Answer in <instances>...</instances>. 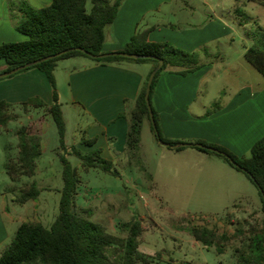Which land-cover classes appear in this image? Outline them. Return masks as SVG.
Returning <instances> with one entry per match:
<instances>
[{"label":"rangeland","instance_id":"obj_1","mask_svg":"<svg viewBox=\"0 0 264 264\" xmlns=\"http://www.w3.org/2000/svg\"><path fill=\"white\" fill-rule=\"evenodd\" d=\"M136 1L133 2L137 7L130 13V21L128 20L131 27H145L155 22L153 24H157V27L173 26L181 31H188L190 27L202 28L216 22V27H229L232 30L230 36H221L217 41L206 44V49L201 47L195 50L196 55L200 57L210 51V56L205 59L209 63L216 62L213 71L200 81V97L197 95L198 101L193 105V114L203 115L206 112L200 103L203 99L210 106L207 115L211 114L210 117L195 118L194 128L201 131V138L195 140L220 144L216 142L221 137L218 130L220 123L211 116L223 110L225 104L233 99L242 86L249 88L248 100L251 99L252 93L256 94L253 102L255 109L252 112L254 115L251 122L247 123V133L251 135L253 131L263 129L264 77L248 64L244 51L245 46L252 44L251 33L259 28L264 30V5L245 0L246 3L239 5L237 13L238 7L234 0H169L172 3L170 6H163L162 11L158 13L150 12L144 20H140L143 9L140 4L153 7L160 0ZM13 2L15 1L10 0L7 3L9 13L13 11ZM86 8L88 12L91 10L92 0H87ZM15 12L9 19V24L13 27H16L21 18L18 10ZM169 44L184 53H190L188 47ZM85 59L89 61V58ZM71 62L72 60L65 59L57 63L66 69ZM63 99L69 129L65 145L71 148L77 143L72 134L73 128L83 114L78 111L79 106L74 107L66 101L65 95ZM256 99L259 100L258 103ZM131 110L126 112L127 115ZM11 112L17 114L18 119L10 122L7 129L0 133V203L8 206L7 222L11 237L0 256L23 222L37 220L47 228L52 226L59 214L63 189L60 157L64 155V149L59 141L57 126L46 109L29 107L25 111L20 104H14ZM23 126H28L33 132L41 135L43 155L38 160L36 175L32 178L23 177L15 184L7 175L5 165L9 157L17 159L16 132ZM161 133L167 138L163 131ZM260 136L259 140L264 133ZM173 141L184 142L185 139ZM238 152L239 158H248L251 155V152L246 153L245 149ZM138 154L141 157L140 163L137 159L131 160L123 155L112 161L120 177L100 169L84 168L75 156H66L78 170L80 186L77 205L91 212L89 219L104 225L115 235H122L118 229L119 223L136 219L147 229L145 235L154 248L161 250L168 247L178 259L188 254V260L194 262L205 263L206 259L212 257L213 263L210 260L208 264H234L235 250L242 246L250 229L262 225V202L255 184L244 172L233 168L216 154H205L194 149L176 151L162 146L156 140L148 122H144L142 127ZM33 182H36L40 189L38 199L24 205L14 204L12 199L19 191L13 188L24 187ZM11 218L13 220H10ZM189 225L205 226L217 230L219 234L226 233L230 236L236 235L238 229H241L245 231V235L230 241L226 245L227 252L220 256L216 249L208 251L198 248L194 251L190 244L192 237L186 231ZM173 237L178 239L177 244H182L181 249L177 248Z\"/></svg>","mask_w":264,"mask_h":264},{"label":"trees","instance_id":"obj_2","mask_svg":"<svg viewBox=\"0 0 264 264\" xmlns=\"http://www.w3.org/2000/svg\"><path fill=\"white\" fill-rule=\"evenodd\" d=\"M123 1L92 0V8L89 12L86 8L87 0H53L49 6L41 9L33 8L27 2L20 1L17 10L21 18L16 24V29L27 39L0 45V59H4L7 64V68L3 72L72 48L85 49L91 55L103 54L106 27L115 21ZM234 1L238 7L236 12L239 13V5H241L242 0ZM248 1L259 2L264 5V0ZM149 32L150 29H147L135 34L126 49L121 52L150 55L164 61L162 68L154 77L150 102L161 139L167 143L179 144V141L163 137L152 98L157 80L168 68L172 62L171 59L182 58L185 55L169 44L148 41ZM250 36L252 44L245 53V59L264 77V30L259 28ZM74 57L89 58L101 64L150 63L154 69L159 64V61L155 59L134 60L123 57L93 59L80 51H72L18 73L39 69L46 74L52 88L50 105L40 98H31L20 103V105L25 111L29 107L45 108L56 124L59 141L62 149H64V155L60 157L63 167V189L59 203V214L52 226L47 228L37 220L23 222L16 230L9 246L2 252L0 264H147L151 259L139 251V245L145 231L141 221L132 219L128 222L119 223L118 229L122 235H115L110 233L104 225L91 221L89 219L91 212L77 205L80 178L77 168H74L66 158L67 155H73L79 159L84 168L100 169L105 173L119 177L120 173L112 161L102 156L101 149L84 152L76 147L67 148L65 145L66 122L59 100L54 71L58 61ZM187 73V71L181 72L182 75ZM149 76L143 82L134 108L128 115L127 113L120 115V117L127 118L129 124L126 140L127 152L131 160L137 159L139 163L141 157L138 152L144 122L149 123L155 136L145 100ZM13 106L14 104L0 101V133L7 129L10 122L18 119V115L11 112ZM16 136L18 139L17 159L13 160L9 157L5 168L10 180L18 184L23 177L32 178L36 175L38 160L43 155V139L40 134L33 132L28 126L19 128ZM95 143V139L83 140V144L88 146H93ZM198 143L227 153L241 167L245 168L264 190V136L253 145L250 151L251 155L248 158H239L221 146L203 141ZM197 150L216 154L200 148ZM216 155L236 168L224 156ZM247 177L252 181L248 175ZM13 189L19 191L14 198L17 205L36 201L40 195V189L36 182ZM258 192L263 210L262 225L259 228L250 229L248 237L242 242V246L235 250L234 264H264V201L259 189ZM186 231L193 239L207 248L214 247L218 255L227 252L226 245L234 238L245 235V231L241 229H238L236 235L230 236L226 233L219 234L215 229L195 225L187 226Z\"/></svg>","mask_w":264,"mask_h":264},{"label":"crops","instance_id":"obj_3","mask_svg":"<svg viewBox=\"0 0 264 264\" xmlns=\"http://www.w3.org/2000/svg\"><path fill=\"white\" fill-rule=\"evenodd\" d=\"M9 1L0 0V45L27 39L26 36L17 31L16 27L9 24V19H11V15L16 14L15 10H17L20 1L27 2L33 8L41 9L49 6L53 0H14L11 13L7 11ZM133 1L136 0H124L115 21L106 27L103 52L114 53L125 50L138 31L147 29H150L148 34V41L150 42L172 43L177 47H188L190 53H184L175 47L185 56L177 59L172 58L168 68L159 76L154 89L152 104L158 114L159 127L167 138L189 141H184L185 143H198L197 141L200 140L196 141L195 139L201 138V131L194 128L195 118L210 117L211 114L207 115L210 106L201 99V106L206 112L203 115H195L193 114V105L198 101L197 95L200 97V81H203L213 71L216 62L209 63L205 59L210 56V51L205 52L203 57H200V55H196L195 50L201 47L206 49L204 47L206 44L217 41L221 36H230L232 30L229 27H216V22H211L202 28L190 27L191 29L188 31H181L177 29L178 27L173 26L157 27V24H153L155 22L151 25L147 24L145 27H131L128 23L131 17L130 13L137 7ZM246 1L242 0L241 3H246ZM170 4L172 3L169 0H160L153 7L140 4L143 8L140 20H144L150 12H161L163 6H170ZM177 30L179 31L177 32ZM250 46L251 44L245 46V53ZM172 47L174 48V46ZM68 60H72L68 68L64 69L57 63L54 71L59 100L66 122L67 137L69 129L63 104L64 95L66 101L74 107L79 106L80 110L78 111L83 114L72 132L77 140L76 148L84 152L101 149L102 156L110 161L119 159V155L129 158L126 149L129 124L127 119L120 117V115L134 107L145 78L154 70L153 65L125 62L101 64L90 59L87 61L84 57H74ZM6 68L5 60L0 59V73ZM184 71L188 73L182 75L181 72ZM205 83L208 84V82ZM248 89L247 86L240 87L233 99L225 104L223 110L211 116L220 123L218 130L221 132L220 140L216 141L220 144L213 145L221 146L236 156L239 155L240 149H245L246 153L251 151L253 145L261 137L260 135L264 133V127L253 131L251 135L247 133L246 127L254 115L252 113L255 109L253 102L256 97V94L252 93L251 99L248 100ZM31 98H40L48 105L52 101V88L46 74L39 69H32L0 81V101L20 104ZM256 101L259 102L258 99ZM91 139L96 140L93 146L83 144V140ZM188 149L203 153L195 147H188L183 150ZM12 202L16 204L14 199ZM7 214L8 206L0 203V253L11 237ZM146 230L145 228L139 251L151 257L147 264H208L210 260L213 263L212 257L206 259L205 263L202 261L194 262L188 260V254H184V258L178 259L175 257L174 251L168 247L161 250L154 248L150 239L145 235ZM173 240L177 244L178 239L173 237ZM190 242L194 251L198 248H204L208 251L215 249L214 247L207 248L193 237ZM181 247L182 244H177L178 249Z\"/></svg>","mask_w":264,"mask_h":264},{"label":"water","instance_id":"obj_4","mask_svg":"<svg viewBox=\"0 0 264 264\" xmlns=\"http://www.w3.org/2000/svg\"><path fill=\"white\" fill-rule=\"evenodd\" d=\"M72 51H80V52L92 57L93 59H104V58H109V57H123V58L134 59V60H137V59H155V60L159 61L158 66L152 71V73L149 76L148 83H147L146 94H145V100H146L147 107H148V110H149V115H150V119H151V122H152L153 130H154L155 136H156L157 141L159 142V144H161L162 146L171 148V149L195 147V148H200V149H203V150L211 151V152H214V153L219 154L221 156H224L234 167L240 169L242 172L246 173L252 179V181L258 187V189H259V191H260V193L262 195L263 201H264V190L259 186V184L256 182L255 178L245 168L241 167L235 160H233L227 153L222 152V151H220V150H218V149H216L214 147H209V146H206V145H203V144H199V143L171 144V143L164 142L161 139L159 131H158V128H157V125H156V122H155V118H154V113H153V109H152V106H151V102H150V92H151V87H152V83H153L154 77H155L156 73L162 68V66L164 64V61L161 60V59H158V58H156L154 56H150V55H138V54H131V53H126V52H114V53H103L101 55H91L85 49L72 48V49L60 52L58 54L51 55V56H48V57H45V58L30 62V63H27V64H25L23 66H20V67H17L15 69H13V70L2 72V73H0V79L11 77V76L16 75L19 72L24 71V70H26L28 68L34 67V66H36L38 64H41V63H43L45 61H48V60L56 59V58H58V57H60V56H62L64 54H67V53L72 52Z\"/></svg>","mask_w":264,"mask_h":264}]
</instances>
